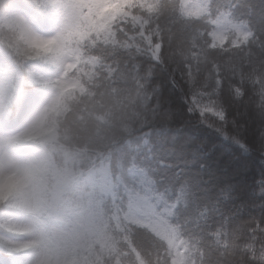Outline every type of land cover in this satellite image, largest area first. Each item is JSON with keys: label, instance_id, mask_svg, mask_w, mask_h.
Masks as SVG:
<instances>
[{"label": "trees", "instance_id": "obj_1", "mask_svg": "<svg viewBox=\"0 0 264 264\" xmlns=\"http://www.w3.org/2000/svg\"><path fill=\"white\" fill-rule=\"evenodd\" d=\"M97 2L102 0H0V79L5 82H0V143L8 138L11 155L34 164L39 194L34 216L44 233V250L55 264H88L94 246L111 249L108 216L118 198L113 174H119L140 143L126 92L114 86L96 57L85 56V44L92 43L93 36L107 38L131 0L105 4L113 13L107 18L84 7ZM253 25L261 27L256 18ZM11 32L22 42L33 32L53 36L55 42L34 58H22L4 41V34ZM151 84L171 120L147 126L149 145L135 155L164 185L186 184L188 202L179 214L195 218L209 209L206 230L223 225L243 231L252 221L264 223V197L257 194L264 156L259 151L260 123L252 111L255 98L248 93L245 101H234L222 94L227 117L244 125L250 146L246 152L188 111V86L178 78L173 81L168 71L157 69ZM36 109L44 111L43 130L53 132L54 138L44 140L40 134L10 140ZM62 177L66 186L61 187L57 209L55 191ZM22 213L1 202L0 233L10 236L2 224ZM209 259H215L213 252ZM0 264H12L1 249Z\"/></svg>", "mask_w": 264, "mask_h": 264}, {"label": "snow or ice", "instance_id": "obj_2", "mask_svg": "<svg viewBox=\"0 0 264 264\" xmlns=\"http://www.w3.org/2000/svg\"><path fill=\"white\" fill-rule=\"evenodd\" d=\"M91 41L85 56L96 57L126 92L140 143L113 174L118 198L108 216L111 249L94 246L88 264H264V223L206 230L209 209L195 218L178 212L187 206L186 184L164 185L135 155L149 145L147 126L171 120L151 84L160 69L188 86L185 102L200 123L246 152L244 125L227 117L221 100L228 93L245 101L250 93L264 156V0H131L108 37ZM257 183L264 197V179Z\"/></svg>", "mask_w": 264, "mask_h": 264}, {"label": "rangeland", "instance_id": "obj_3", "mask_svg": "<svg viewBox=\"0 0 264 264\" xmlns=\"http://www.w3.org/2000/svg\"><path fill=\"white\" fill-rule=\"evenodd\" d=\"M4 41L13 52L22 58H34L42 49L55 42V38L50 35H40L33 32L25 41H21L16 33L4 34ZM1 83H5L0 79ZM62 85H69L65 80ZM44 111L36 109L30 111L23 122L18 126L11 136L14 140H30L41 137L44 140H52L55 136L53 132L43 130ZM3 121V118L1 119ZM40 131H42L40 133ZM8 138L1 139L0 143V175L9 174L16 178V183L11 186L6 193L0 194V203L5 202V207L11 210L22 211V215L9 218L2 224V229L10 236L0 233V249L9 254L12 264H55L49 258L42 245L44 233L37 225L34 211L39 204V194L34 181V164L32 161L22 163L17 156L11 155L13 150L7 149ZM223 155H225L223 153ZM236 168L243 169L241 164ZM57 185L55 197L58 209L60 198L63 193V186L66 185L65 178ZM19 253L14 255L9 252Z\"/></svg>", "mask_w": 264, "mask_h": 264}, {"label": "clouds", "instance_id": "obj_4", "mask_svg": "<svg viewBox=\"0 0 264 264\" xmlns=\"http://www.w3.org/2000/svg\"><path fill=\"white\" fill-rule=\"evenodd\" d=\"M119 2V0H118ZM111 3V0H102L97 3H86L84 7L86 9H92L97 14H103L105 18L112 16V9L105 7V4ZM127 4L124 5V8ZM114 7V5H113ZM124 10V9H123ZM16 183V178L9 174L0 175V194L6 193L7 190Z\"/></svg>", "mask_w": 264, "mask_h": 264}]
</instances>
